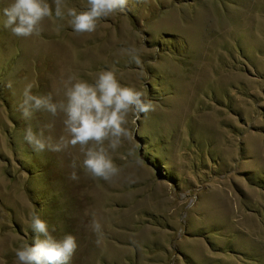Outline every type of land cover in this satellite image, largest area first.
Masks as SVG:
<instances>
[{
    "label": "rangeland",
    "instance_id": "rangeland-1",
    "mask_svg": "<svg viewBox=\"0 0 264 264\" xmlns=\"http://www.w3.org/2000/svg\"><path fill=\"white\" fill-rule=\"evenodd\" d=\"M0 264H264V0H0Z\"/></svg>",
    "mask_w": 264,
    "mask_h": 264
}]
</instances>
